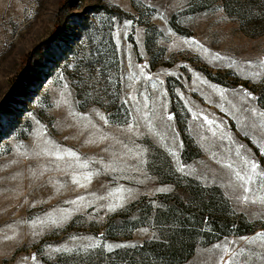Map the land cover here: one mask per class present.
<instances>
[{
    "label": "rangeland",
    "instance_id": "374dc122",
    "mask_svg": "<svg viewBox=\"0 0 264 264\" xmlns=\"http://www.w3.org/2000/svg\"><path fill=\"white\" fill-rule=\"evenodd\" d=\"M262 113V0H0V264H264Z\"/></svg>",
    "mask_w": 264,
    "mask_h": 264
},
{
    "label": "snow or ice",
    "instance_id": "6c2138e0",
    "mask_svg": "<svg viewBox=\"0 0 264 264\" xmlns=\"http://www.w3.org/2000/svg\"><path fill=\"white\" fill-rule=\"evenodd\" d=\"M145 100L147 101V98H145ZM125 103H127V101H125ZM261 115H264V113H262ZM103 119V117H101ZM195 118V117H194ZM169 120L173 119V117L171 115H169L168 117ZM205 121H207V118L205 117ZM105 123H107V121L105 120ZM211 123V122H208ZM129 130H131V125H129ZM237 155H239V152L237 153ZM261 155H264V153H261ZM60 158V157H58ZM244 164L246 167H248V174L246 175H242L241 172H236L235 175L238 178L239 181V186L243 189L245 195L242 197L244 202H249V196L248 193L251 192V185L254 183H257V180H255L253 177H258L261 180H264V170L260 169V165L258 163H256L254 160L253 161H249L248 159H244ZM227 168L231 169L232 165L228 164L226 165ZM252 203H255L256 200H252ZM262 239H264V237H262ZM222 252L224 253L225 256L230 255V253L228 252L227 248L222 249ZM221 264H236L235 261V257L232 258L231 261L222 259L221 260Z\"/></svg>",
    "mask_w": 264,
    "mask_h": 264
},
{
    "label": "trees",
    "instance_id": "16d2710c",
    "mask_svg": "<svg viewBox=\"0 0 264 264\" xmlns=\"http://www.w3.org/2000/svg\"><path fill=\"white\" fill-rule=\"evenodd\" d=\"M262 1L264 2V0ZM176 243L177 242H175L167 249V255L170 257L172 263L179 261V258L183 255L181 253H187L189 249L191 250V248H189L191 245V240L187 239V237L185 236L180 239L179 244Z\"/></svg>",
    "mask_w": 264,
    "mask_h": 264
}]
</instances>
